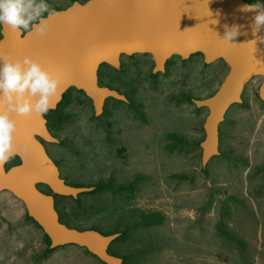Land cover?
<instances>
[{
  "label": "rangeland",
  "instance_id": "obj_1",
  "mask_svg": "<svg viewBox=\"0 0 264 264\" xmlns=\"http://www.w3.org/2000/svg\"><path fill=\"white\" fill-rule=\"evenodd\" d=\"M71 1L48 0L55 9ZM227 74L222 61L205 64L196 54L171 57L157 75L152 58L136 54L123 58L119 70L104 66L99 72L100 85L126 94L130 105L108 99L96 117L90 100L70 91L61 111L67 119L62 137L71 150L47 143L49 155L62 161L72 184L106 188L77 202L58 199L61 218L101 232L127 229L110 247L129 257L126 264H264L262 79L249 81L243 103L226 112L220 154L206 172L198 144L208 111L181 98H209ZM0 213V264H101L74 245L37 261L46 248L44 234L26 221L23 204L1 193Z\"/></svg>",
  "mask_w": 264,
  "mask_h": 264
},
{
  "label": "water",
  "instance_id": "obj_2",
  "mask_svg": "<svg viewBox=\"0 0 264 264\" xmlns=\"http://www.w3.org/2000/svg\"><path fill=\"white\" fill-rule=\"evenodd\" d=\"M242 0H88L74 2L58 15L47 17V35L13 31L0 26V53L11 52L19 58L29 56L60 79V98H52L49 111L56 109L62 95L70 88L82 91L91 101L96 117L102 114L106 99L127 100L116 91L97 84V71L103 64L119 70V57L148 54L153 73H163L173 56L182 60L200 54L205 64L222 61L228 74L217 91L207 99H194L197 109H206L204 139L199 143L201 166L219 156L218 126L232 105L242 104L244 87L254 77H262L258 97L264 100V26L258 32L256 12L242 11ZM258 11V10H257ZM239 27L240 35L231 43L223 40L226 29ZM256 40V44L250 43ZM17 151L30 145L29 154L17 153L19 164L0 167V192L7 191L19 200L31 218L49 239V249L74 245L84 249L103 264H123L107 253L120 234L103 236L94 230L68 228L61 224L54 210L53 196L71 197L89 193L92 188L70 187L59 178L57 167L42 143H58L46 129V120L35 113L16 115ZM46 186V195L37 186Z\"/></svg>",
  "mask_w": 264,
  "mask_h": 264
},
{
  "label": "clouds",
  "instance_id": "obj_3",
  "mask_svg": "<svg viewBox=\"0 0 264 264\" xmlns=\"http://www.w3.org/2000/svg\"><path fill=\"white\" fill-rule=\"evenodd\" d=\"M258 10V11H257ZM245 12H256L254 17L258 32L264 26V3L255 0L242 8ZM58 15L48 0H0V26L34 36H45L50 25L47 17ZM240 35L239 27L226 29L223 40L231 43ZM264 42V38H258ZM256 40L250 43L256 44ZM60 79L46 71L39 61L29 56L22 59L11 52L0 53V167L9 163L19 152L27 157L30 145L19 148L14 143L18 122L16 115L37 116L46 114L52 98H60Z\"/></svg>",
  "mask_w": 264,
  "mask_h": 264
},
{
  "label": "flooded vegetation",
  "instance_id": "obj_4",
  "mask_svg": "<svg viewBox=\"0 0 264 264\" xmlns=\"http://www.w3.org/2000/svg\"><path fill=\"white\" fill-rule=\"evenodd\" d=\"M88 0H86L85 2H87ZM243 2H245V3H247V4H251L248 0H242ZM255 1V0H254ZM74 2H77L76 0H74V1H71V4L68 6V7H70ZM85 2H82V3H80V4H84ZM79 3V2H78ZM68 7H66V8H62V9H59V8H57V10L58 11H60V10H65V9H67ZM24 34V32H22V35ZM134 55H136V54H134ZM142 55H148V54H142ZM194 55H196V54H194ZM194 55H191V56H194ZM198 55H200V54H198ZM131 56H133V55H131ZM148 56H150V55H148ZM190 56V57H191ZM202 56V55H201ZM151 57V56H150ZM189 57V58H190ZM123 58H130V56H125V55H121L120 57H119V66H120V69H121V67H122V63H123ZM179 58V57H178ZM202 58H203V56H202ZM180 59V58H179ZM181 60V59H180ZM167 63H168V61L165 63V65H164V68L166 67V65H167ZM104 66H107V65H105V64H103V65H101L100 67H99V69H98V71H97V84H98V86L99 87H107V88H109V89H111V90H114V91H116L119 95H121V96H123L126 100H127V102H122L123 104H127V105H130V101H129V98H128V96H126V94H120V92L118 91V90H116V89H114V88H110V87H108V86H102V85H100V82H99V72H100V70L102 69V67H104ZM153 66H154V63H153ZM108 67V66H107ZM158 74H160V73H158ZM157 74V75H158ZM254 78H262V77H254ZM77 91L76 89H74V88H70V89H68L63 95H62V98H61V101L63 100V96L65 95V94H68L70 91ZM244 90V89H243ZM77 92H79V93H81L82 95H84V93L82 92V91H77ZM243 93V92H242ZM213 95V94H212ZM211 95V96H212ZM242 95L243 94H241V100H242V103H243V99H242ZM85 96V95H84ZM86 97V96H85ZM87 98V97H86ZM107 100L108 99H106L105 101H104V104H103V108H102V114H103V112H104V110H105V105H106V103H107ZM61 101H60V103H61ZM112 101H115V102H117V100H113L112 99ZM91 102V101H90ZM59 103V104H60ZM58 104V105H59ZM58 105H57V107H58ZM91 105H92V103H91ZM57 107H56V109H57ZM56 109L55 110H53V111H56ZM92 109H93V107H92ZM93 114H94V110H93ZM95 116V115H94ZM101 116V115H100ZM43 117L45 118V120H46V129H47V131H48V133L50 134V136L52 137V138H54V139H56L57 141H58V143H50V144H54V145H56V146H58V147H60V148H64V149H69V150H71V143L68 141L67 142V140H65L63 137H62V134H63V131H64V125L67 123V121L65 120V122H62V121H60V117H59V115L58 116H56V119L54 120V119H48L46 116H45V114L43 115ZM224 120H225V115H224ZM224 120H223V122H224ZM222 122V123H223ZM63 123V124H62ZM222 123H220V124H222ZM219 124V126H221ZM219 126H218V151L220 152V149H219V146H220V142H221V132H220V128H219ZM38 139V141L40 142V143H42V145H43V148H44V150H45V152H46V154L48 155V157L50 158V160L54 163V165L57 167V171H58V174H59V178H61L63 181H64V184H66V185H68V186H70V187H85V188H92V191L91 192H89V193H91L92 194V192L94 191V189L96 188V185H84V184H81V183H77V184H72L71 183V181H69L67 178H66V176H64L63 175V166H62V161H60L59 159H57V161L56 160H54L50 155H49V152H48V148H47V146H46V144L47 143H45V142H43L41 139H39V138H37ZM122 153H124V151L122 150ZM122 153L121 152H119V154L120 155H122ZM9 163H11V165L10 166H8V164ZM9 163H7L6 164V169L7 168H9V167H11V166H15V165H18L19 164V160H18V158L17 157H15L14 159H12ZM127 187H128V190H130V185H129V182H128V185H127ZM44 188V189H43ZM37 189H39V191H41L42 193H44V194H46V195H51V192H50V190L46 187V186H43V185H39V186H37ZM1 193H8L9 195H11L9 192H7V191H2V192H0V194ZM84 194H88V193H84ZM81 195H83V194H80V195H78V197L76 198V199H73V198H71V197H65V198H69V199H71V200H78V198L81 196ZM12 196V195H11ZM53 196V203H54V210L56 211V213H57V215H58V220L59 219H61V214H60V212L58 211V197H61V196H54V195H52ZM26 214V213H25ZM0 215H1V213H0ZM27 221V220H26ZM20 225H17L16 227H19ZM24 226H20V229H22ZM19 229V230H20ZM13 233V230H11L10 231V233L8 234L9 236H11V234ZM120 234V233H119ZM15 235V234H14ZM13 235V236H14ZM110 246V245H109ZM109 248V247H108Z\"/></svg>",
  "mask_w": 264,
  "mask_h": 264
},
{
  "label": "trees",
  "instance_id": "obj_5",
  "mask_svg": "<svg viewBox=\"0 0 264 264\" xmlns=\"http://www.w3.org/2000/svg\"><path fill=\"white\" fill-rule=\"evenodd\" d=\"M72 1H74V0H72ZM57 10V9H56ZM58 11V10H57ZM0 38H1V35H0ZM105 86V85H104ZM107 86V85H106ZM109 87V86H108ZM111 88V87H110ZM181 98L182 99H184L186 102H188L189 104H191V102H192V100H194V99H197V100H200V98H194V97H192L191 95H189V94H186V95H181ZM67 101H68V94H65L64 96H63V100L61 101V103L58 105V107H57V109H56V111H48L46 114H45V116L48 118V119H56V116H58L59 115V117L61 118L60 119V121H62V122H65V120H67L66 119V117H64L63 115H62V111H61V106L63 105V104H65V103H67ZM63 124V123H62ZM199 145V144H198ZM202 171L203 172H206V167H202ZM109 182V181H108ZM100 185V186H99ZM99 185H96V188L94 189V191L92 192V194L93 193H96L97 191H101V190H103L104 188H106L105 187V185L104 184H102V183H99ZM126 189V188H125ZM127 190H128V188H127ZM127 190H125V191H127ZM123 191V188H118V192H122ZM88 194H91V193H88ZM58 199H65V197H58ZM74 202H77L78 200H73ZM25 219L27 220V221H29V222H31L32 224H34L39 230H41L40 229V227H38V225L31 219V218H29L28 216H27V214H25ZM59 222L61 223V224H63V225H65V226H67L68 228H72V229H77V230H79V231H83V230H94V231H97V232H99L101 235H103V236H108V235H112V234H116V233H120V236L117 238V239H115L111 244H110V246H109V248H108V250H107V253L109 254V255H111V256H115V257H118V258H120V259H122V261H123V264H126L127 263V261H128V258L129 257H127V256H124V255H120V254H117V253H113L112 251H110V247L113 245V244H115L116 242H118L121 238L123 239L126 235H127V229H124L123 231H119V230H114V231H110V232H101V231H98V230H96L94 227H92V226H90V227H87V228H78V227H75V226H72V225H70V224H68V222L67 221H65L64 219H59ZM43 239H44V241H45V244H46V248L43 250V252L41 253V254H38L37 255V258H35L37 261H44L45 259H47V257H49V255L54 251V250H56V249H58V248H60V247H58V248H55L54 250H51V249H49V244H50V241H49V239L44 235L43 236ZM85 251V250H84ZM85 253H87L88 254V252L87 251H85ZM90 255V254H89ZM91 257H94V256H92V255H90ZM95 258V257H94ZM101 264H103V263H101Z\"/></svg>",
  "mask_w": 264,
  "mask_h": 264
}]
</instances>
